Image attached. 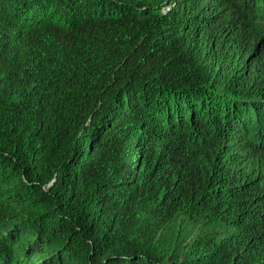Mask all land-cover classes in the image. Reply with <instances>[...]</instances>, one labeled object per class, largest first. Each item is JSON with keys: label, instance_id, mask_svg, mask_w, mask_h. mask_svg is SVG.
Wrapping results in <instances>:
<instances>
[{"label": "trees", "instance_id": "16d2710c", "mask_svg": "<svg viewBox=\"0 0 264 264\" xmlns=\"http://www.w3.org/2000/svg\"><path fill=\"white\" fill-rule=\"evenodd\" d=\"M0 264H264V0H0Z\"/></svg>", "mask_w": 264, "mask_h": 264}]
</instances>
